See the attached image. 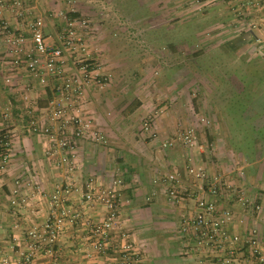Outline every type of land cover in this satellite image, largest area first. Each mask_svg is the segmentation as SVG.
I'll return each mask as SVG.
<instances>
[{"label": "rangeland", "instance_id": "374dc122", "mask_svg": "<svg viewBox=\"0 0 264 264\" xmlns=\"http://www.w3.org/2000/svg\"><path fill=\"white\" fill-rule=\"evenodd\" d=\"M20 1L32 20L41 18L46 46H60V41L68 38L69 31L74 32L70 38L72 47L63 50L62 60L65 62V74H77L76 62L91 64L93 79L85 89L84 98L89 90L103 92L108 88L123 97L120 102L124 104L128 102L126 98L133 105L132 98L137 100L136 97L140 96L148 102L147 99L154 97L150 104L151 113L140 114L127 122L128 126L133 127L131 131L136 134V138L146 143L160 138L157 131H144V123L149 122L150 127H153L154 121L163 116V112H173L165 117L166 124L171 128L169 132L172 140L181 145L183 155L192 151L196 156V162L189 160V155L187 158L184 156L180 165L184 168L183 174L177 168L173 170L178 175L180 187L192 189L181 179L190 177L188 170L202 168L206 175L205 187L214 181L228 183L248 193L251 198H256L257 202L260 198L258 204L262 202L260 186L264 184L260 185V182H264V94L251 101L252 92L264 90L262 25L256 24L255 27L260 31L256 30L257 35H251L244 28H249L247 26L254 20L242 15L241 11L236 13L237 16L226 19H215L213 14L210 15L213 6L217 3L227 6L230 0ZM187 11L188 16L183 15ZM196 12L201 13L200 19L190 17L194 13L196 16ZM11 21L15 25V21ZM17 23H22L19 28L27 40L21 54L12 51L11 44L0 37L2 175L8 165L14 138V131L11 130L14 129L18 134L27 131L38 136L28 130L31 122L41 117L35 110L49 105L53 99V85L60 83V78H53L43 70L38 75L44 77V82L30 72L27 64L31 61L24 52L37 58L32 30L27 23ZM221 24H231L236 30L221 35L216 31ZM250 38L256 45L248 44ZM242 41L244 44L233 50V46ZM42 61L40 65L44 66L45 58ZM111 81L112 85L109 86ZM233 90L238 93L246 91L237 104H234L233 98L226 100V95L230 96ZM85 102L83 99L81 103L83 116L93 122L85 113ZM213 102L216 107L230 102L223 105L221 113L225 122L234 127L233 130L220 123L218 116L207 110ZM187 106L190 107L189 113ZM193 106L196 107L195 113L191 109ZM189 128L195 130L196 143L188 148L179 138ZM168 147L173 148L172 142ZM44 149L46 154L47 148ZM196 181L198 187L200 182ZM18 185L15 181V186ZM224 205L231 204L226 202ZM235 209L241 211L240 207ZM183 216L179 215V223ZM255 216L257 213L246 215L244 227L247 221L250 222L248 218Z\"/></svg>", "mask_w": 264, "mask_h": 264}, {"label": "crops", "instance_id": "0c3cea01", "mask_svg": "<svg viewBox=\"0 0 264 264\" xmlns=\"http://www.w3.org/2000/svg\"><path fill=\"white\" fill-rule=\"evenodd\" d=\"M218 4L210 9V15L213 14L215 19L233 18L241 11L242 15L254 20L244 31L257 35L256 24L262 25L264 30V0H230L227 6ZM183 15L188 16V11ZM194 15L190 17H201L199 12ZM235 30L231 24H221L216 31L226 35ZM231 39L227 38L222 45ZM248 44L256 45L252 38ZM245 92L230 91L231 95L227 94L226 100L233 98L234 104H237ZM261 93L264 94V90L252 92L251 101L256 100ZM136 98H132V105L129 98H126V104L120 102L124 98L109 88L103 92L89 90L86 93L85 113L92 118L93 126L104 132L107 144L78 140L76 152L79 169L76 171L58 168L55 165L58 156L50 158L44 153L42 137L27 131L18 134L14 129L11 130L14 131V138L11 141L8 165L4 174H0V264L205 263L206 258L201 253L190 252L185 248L180 233L179 215L192 214L195 197L175 204L169 198L171 187L161 182V178L172 173L175 168L183 174L184 168L180 166L183 158L189 155V160L196 162V156L192 151L183 155L181 145L172 140L169 132L171 128L165 122V117L169 113L173 114L171 110L169 113L163 112L164 115L154 121L150 129L152 132L157 131L160 138L150 143L136 138V134L131 131L133 127L128 126L127 122L140 114L151 113L150 104L154 97L147 99L148 102L140 96ZM228 104L230 102L216 107L213 102L207 110L216 114L220 123L233 130L234 127L225 122L221 113L223 105ZM191 109L195 113L196 107ZM43 110L37 107L35 112L41 114ZM186 110L189 113L190 107L187 106ZM170 142L173 148L168 147ZM181 180L192 190L196 189L197 181L191 176ZM15 181L18 186H15ZM263 184L260 182V185ZM263 186H260V212L255 218H248L250 224L247 221L245 227L237 225L235 231L243 234L244 228H254L264 241ZM108 187L116 191L118 215L113 229L108 232L105 250L97 252L94 248L97 237L90 233V228L104 219L105 206L99 202L87 204L82 195L89 188L99 192ZM57 190H60L62 207L67 212L64 225L50 253H32L29 247L32 243L30 232L40 230L58 215L59 210H55L49 203L51 195ZM27 256L30 257L29 262L26 261Z\"/></svg>", "mask_w": 264, "mask_h": 264}, {"label": "built area", "instance_id": "2783aa9c", "mask_svg": "<svg viewBox=\"0 0 264 264\" xmlns=\"http://www.w3.org/2000/svg\"><path fill=\"white\" fill-rule=\"evenodd\" d=\"M11 19L15 21V25ZM18 21L27 23L32 30L37 58H32L31 54L24 52L31 61L27 64L30 72L41 78V82H44V77L38 73L42 70L53 78H60V83L53 85V99L44 108L41 117L31 122L28 130L43 138L48 157L58 156V160L55 161L58 168L76 171L79 169L76 152L78 140L85 139L102 145L106 143L105 134L94 127L89 118L83 116L81 106L85 89L93 79L91 64L76 62L77 74H65L62 53L63 50L72 47L70 38L74 32L69 31L68 38L60 41V46H46L42 35L41 18L32 20L20 0H0V37L11 44V50L16 54H21L27 43L19 28L22 23L18 24ZM72 25L69 24L70 27ZM42 58H45L44 66L40 65L43 62ZM143 129L149 132L151 129L149 122L144 123ZM179 139L188 148L194 146L195 130L193 128L185 130ZM188 175L200 182L197 189L180 187L175 172L161 178L162 183L171 187L169 198L173 203H183L195 197L192 214L184 215L180 223L185 248L190 252L201 253L206 258L204 264H264V242L257 230L245 228L243 234L235 231L237 225H243L246 215L260 212L261 206L256 198L253 199L230 184L219 181L205 187L206 175L202 168L190 169ZM82 198L87 204L99 202L105 206L104 219L90 228V233L97 237L95 251L102 252L106 247L108 232L113 229L117 220L116 191L112 187L99 192L89 188L83 193ZM226 202L231 205L225 206ZM49 203L55 210H59L58 215L40 230L30 232L32 243L29 247L32 253L51 252L67 217V212L62 207L60 190L51 195ZM235 207H240L241 211H237ZM26 261H30L29 256L26 257Z\"/></svg>", "mask_w": 264, "mask_h": 264}, {"label": "trees", "instance_id": "16d2710c", "mask_svg": "<svg viewBox=\"0 0 264 264\" xmlns=\"http://www.w3.org/2000/svg\"><path fill=\"white\" fill-rule=\"evenodd\" d=\"M71 17H77V15H70ZM239 41H241V39L239 40ZM241 44H244V41H242L240 44H235V46H233V50H237L240 46H241ZM230 45H232V44H230ZM240 45V46H239Z\"/></svg>", "mask_w": 264, "mask_h": 264}]
</instances>
